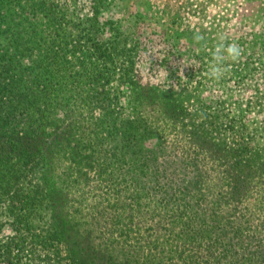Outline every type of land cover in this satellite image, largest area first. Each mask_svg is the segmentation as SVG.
I'll use <instances>...</instances> for the list:
<instances>
[{
  "label": "rangeland",
  "instance_id": "obj_1",
  "mask_svg": "<svg viewBox=\"0 0 264 264\" xmlns=\"http://www.w3.org/2000/svg\"><path fill=\"white\" fill-rule=\"evenodd\" d=\"M28 12L31 19L45 24L48 15L55 21L65 15L67 38L59 41L77 43L74 47L68 44L75 56L70 53L61 60L48 58L49 54L27 58L19 53L16 57L20 68L32 70L23 73L28 81L38 78L47 65L45 75L51 72L57 77L59 67L52 62L62 64L64 93L56 92L62 103L48 105L49 121L59 124L63 110L75 108L92 137L103 140L97 151L117 155L109 158L113 161L109 183L100 185L75 183L76 173H61L54 167L50 184L66 193L55 207L61 218L80 219L72 211H89V201L99 194L96 191H140L150 210L156 205L198 204L215 221L213 234H224L223 242L213 247L214 257L228 253L233 219H243L245 214L243 206L229 205L233 204V185L224 181L226 197L217 205L213 203L217 188L212 191L204 182L199 183L201 190L193 183L205 174L204 169L212 168L198 162L192 143V125L200 122L198 113L207 109L214 114L212 121L220 125L213 133L225 145L248 142L253 147L255 153L249 160L254 175L247 178L250 189L246 188L244 196L256 216L264 219V0H32ZM49 27L53 29V23ZM196 35L203 39L197 42ZM108 37L114 38V58L97 59L102 54L97 44ZM221 43H237L242 55L232 60L225 54L223 64L229 70L217 80L209 73ZM141 102L147 103L149 111L142 112ZM34 115L39 117L38 112ZM130 121L132 127L127 125ZM233 125L237 135L229 131ZM54 127L47 124L44 129L50 133ZM122 153H126L124 159ZM137 156L140 160L131 162ZM241 177L246 179V175ZM22 187L16 181L9 198L0 202V264H55L57 258L44 259L46 254L55 256L58 245L41 250L32 244H17L24 235L19 234L15 217L23 212V203L13 204L9 199ZM12 208L16 209L13 214ZM148 212L160 219L154 211ZM123 214L129 217L130 210Z\"/></svg>",
  "mask_w": 264,
  "mask_h": 264
},
{
  "label": "trees",
  "instance_id": "obj_2",
  "mask_svg": "<svg viewBox=\"0 0 264 264\" xmlns=\"http://www.w3.org/2000/svg\"><path fill=\"white\" fill-rule=\"evenodd\" d=\"M31 2L0 0V202L9 198V191L16 181L24 184L9 199L13 204L23 203V212L15 217L19 234L24 235L17 244L22 247L32 244L41 250L58 245L55 256L46 254L44 259L49 262L57 258L55 264L64 260L65 264H264V219L256 216L250 201L247 202V196H244L246 188L250 189L247 178L254 175L249 158L255 151L248 142L233 147L219 140L213 132L220 125L212 121L214 114L207 109L198 113L201 114L200 122L192 125V143L196 148L195 155L200 157L198 162L212 168L204 169L205 174L193 183L197 188L204 182H208L212 191L217 188L214 204L226 197L223 185H233V204L229 205L239 209L243 206L245 214L243 219L236 216L233 219L234 232L228 240V253L214 257L213 247L223 242L224 234L222 231L213 234L216 223L209 220L206 210H200L198 204L181 203L174 208L156 205L150 210V205L143 204L140 191L128 193V190L115 188L111 192L106 188L103 192L96 191L99 194L93 198L94 201H89V211H72L71 215L80 219H64L57 214L55 207L63 201L66 193L50 184L55 176L50 173L55 166L61 173H76L75 183L82 181L86 185H100L102 181L109 183V171L112 172L113 165L109 158L117 155L97 151L103 140L92 137L88 124L75 114V108L63 110L64 117H60L63 120L59 119V124L49 121L46 115L48 105L62 103L56 93L64 91L60 81L61 63L52 62L59 67L57 77L51 72L45 75L50 68L48 65L36 79L28 81L23 76L24 71L32 70L19 67L16 61L19 53L27 58L49 54L48 58L61 60L70 53H76L68 44L73 47L77 44L59 41L67 38L64 37L66 29L63 26L65 15L57 21L46 15L49 18L47 24L38 18L31 19L28 12ZM49 23H53V29ZM113 39L108 37L101 41V45L97 44L102 50L97 59L113 60ZM56 84L59 87H50ZM146 105L141 102L143 113L149 111ZM37 112L39 117L34 115ZM47 124L56 127L47 133L44 129ZM127 125L132 127L133 122H127ZM229 131L235 135L238 132L234 125ZM125 155L121 154L123 159ZM140 157H131V162L139 161ZM226 172L228 174L224 175ZM90 173L94 176L91 177ZM241 175H246V179ZM226 179L229 181L224 184ZM127 209L130 210L129 217L123 214ZM15 210L10 209V213H15ZM148 211L159 214L160 219L150 217ZM36 229L39 232H35Z\"/></svg>",
  "mask_w": 264,
  "mask_h": 264
},
{
  "label": "clouds",
  "instance_id": "obj_3",
  "mask_svg": "<svg viewBox=\"0 0 264 264\" xmlns=\"http://www.w3.org/2000/svg\"><path fill=\"white\" fill-rule=\"evenodd\" d=\"M194 39L199 42L203 39L201 35L194 36ZM225 54L232 60H237L242 55V49L237 43H221L219 44L213 54V63L210 68V76L214 79H221L229 70L223 64Z\"/></svg>",
  "mask_w": 264,
  "mask_h": 264
}]
</instances>
